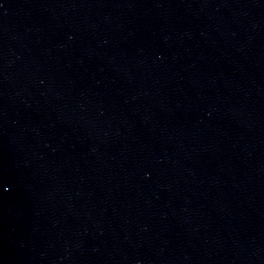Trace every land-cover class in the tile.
I'll return each mask as SVG.
<instances>
[{
  "label": "water",
  "instance_id": "95a60500",
  "mask_svg": "<svg viewBox=\"0 0 264 264\" xmlns=\"http://www.w3.org/2000/svg\"><path fill=\"white\" fill-rule=\"evenodd\" d=\"M0 264H264V0H0Z\"/></svg>",
  "mask_w": 264,
  "mask_h": 264
}]
</instances>
